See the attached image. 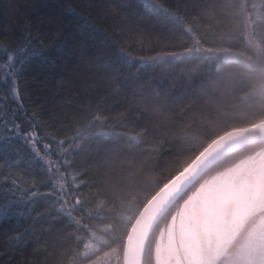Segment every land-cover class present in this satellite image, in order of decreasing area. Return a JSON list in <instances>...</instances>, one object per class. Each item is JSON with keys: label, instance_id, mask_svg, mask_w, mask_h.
I'll use <instances>...</instances> for the list:
<instances>
[{"label": "trees", "instance_id": "trees-1", "mask_svg": "<svg viewBox=\"0 0 264 264\" xmlns=\"http://www.w3.org/2000/svg\"><path fill=\"white\" fill-rule=\"evenodd\" d=\"M75 3L90 28L64 41L49 73L44 136L56 144L94 131L66 159L76 207L51 190L38 155L41 163L31 169L6 160L0 186L5 179L11 183L0 190L14 193L12 203L23 214L13 211L14 219L0 224V264H83L102 248L121 250L140 208L204 146L264 120V0ZM42 4L3 0L0 11L9 19L15 13L22 23V11L39 14ZM243 6L263 52L259 65L189 52L197 42L254 60ZM259 147L264 144L234 151L203 178ZM8 215L0 214V221Z\"/></svg>", "mask_w": 264, "mask_h": 264}, {"label": "snow or ice", "instance_id": "snow-or-ice-1", "mask_svg": "<svg viewBox=\"0 0 264 264\" xmlns=\"http://www.w3.org/2000/svg\"><path fill=\"white\" fill-rule=\"evenodd\" d=\"M49 3L53 7L46 15L43 10ZM22 15L26 18L21 23L15 13L9 19L0 11V167L11 160L16 166L31 169L41 163L32 144L43 150L46 143L49 73L59 63L64 41L84 36L90 23L75 0H43L39 14L28 10ZM10 183L5 179L0 187L8 189ZM13 196L10 189L0 190V214L9 213L0 224L12 221L13 211L23 214L12 203Z\"/></svg>", "mask_w": 264, "mask_h": 264}, {"label": "flooded vegetation", "instance_id": "flooded-vegetation-1", "mask_svg": "<svg viewBox=\"0 0 264 264\" xmlns=\"http://www.w3.org/2000/svg\"><path fill=\"white\" fill-rule=\"evenodd\" d=\"M231 166L217 178L205 176L171 208L149 238L144 264H230L233 247L246 246L249 231L260 235L257 246L264 248V217L258 211L264 199V147ZM241 187L248 205L242 227L231 239L236 202L221 194ZM194 240L196 255L190 252ZM88 264L122 263L121 258L111 262L100 257Z\"/></svg>", "mask_w": 264, "mask_h": 264}, {"label": "water", "instance_id": "water-1", "mask_svg": "<svg viewBox=\"0 0 264 264\" xmlns=\"http://www.w3.org/2000/svg\"><path fill=\"white\" fill-rule=\"evenodd\" d=\"M264 144V120L257 123L230 130L213 139L192 159V161L168 180L141 207L132 221L124 238L122 264H142L143 251L153 228L162 216L180 199L212 166L232 152L243 147ZM224 199L232 198L236 202L233 239L242 227L243 217L247 208L245 188L233 192H223ZM196 241L190 252L197 254Z\"/></svg>", "mask_w": 264, "mask_h": 264}, {"label": "rangeland", "instance_id": "rangeland-1", "mask_svg": "<svg viewBox=\"0 0 264 264\" xmlns=\"http://www.w3.org/2000/svg\"><path fill=\"white\" fill-rule=\"evenodd\" d=\"M244 15L246 29L245 39L248 46L253 51V54L255 56L254 60H251L243 56L242 54L233 51H216L204 49L201 48L197 44V42L194 43V48L189 52L192 54H203L206 56L224 57L228 59L239 60L246 63L247 65H259L262 59L263 52L260 45L252 36L248 15ZM92 132L94 131L84 132L67 141H62L56 144H49L46 142L43 150H41L40 147H38L36 144H32V148L34 151H36L35 149L38 148V152L36 151L37 155L41 158V160L47 167L48 175L51 181V190L60 199H62L63 203L69 208H75L76 201L74 200L73 193L70 191L69 185L65 179L66 159L75 148H77L88 136L92 134ZM227 169L212 173L207 178H217L218 176L222 175ZM258 206V211L264 217V199L258 202ZM259 237L260 235H258L257 233L251 234L250 231L247 235H244V239H247L248 244L244 247H240L241 245H235L233 247V256L231 258L230 264H264V248L257 246ZM253 249H257L259 250V252ZM255 254H259V256L256 257ZM103 257H105L107 261L111 262L114 261V259H120L121 250L118 249L117 252L115 250L107 252ZM257 259H259L258 263L255 261Z\"/></svg>", "mask_w": 264, "mask_h": 264}, {"label": "bare ground", "instance_id": "bare-ground-1", "mask_svg": "<svg viewBox=\"0 0 264 264\" xmlns=\"http://www.w3.org/2000/svg\"><path fill=\"white\" fill-rule=\"evenodd\" d=\"M243 12H244V14H247L248 17L250 18L249 13L246 12L244 6H243ZM35 150L38 152V148L35 149ZM36 151H35V152H36ZM37 152H36V154H37ZM102 249H103V248H102ZM102 249H101V250H102ZM118 249H119L118 247L111 246V247H108V248L103 249L102 251H101V250L96 251V252L93 253L92 257H91L88 261H86L85 263H83V264H88V263H90L91 261H93L94 259H97V258L103 257V256H105V254H106L107 252H110V251H113V250H115V251L117 252Z\"/></svg>", "mask_w": 264, "mask_h": 264}]
</instances>
